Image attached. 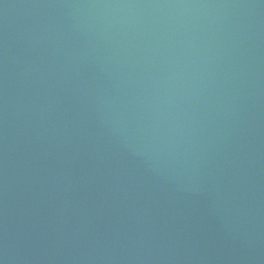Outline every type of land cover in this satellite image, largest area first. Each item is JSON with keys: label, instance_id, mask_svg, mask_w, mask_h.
Here are the masks:
<instances>
[{"label": "water", "instance_id": "obj_1", "mask_svg": "<svg viewBox=\"0 0 264 264\" xmlns=\"http://www.w3.org/2000/svg\"><path fill=\"white\" fill-rule=\"evenodd\" d=\"M0 264H264V0H0Z\"/></svg>", "mask_w": 264, "mask_h": 264}]
</instances>
